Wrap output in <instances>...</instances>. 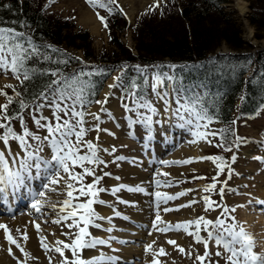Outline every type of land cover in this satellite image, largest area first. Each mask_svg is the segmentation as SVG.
<instances>
[{
    "label": "snow or ice",
    "instance_id": "obj_1",
    "mask_svg": "<svg viewBox=\"0 0 264 264\" xmlns=\"http://www.w3.org/2000/svg\"><path fill=\"white\" fill-rule=\"evenodd\" d=\"M92 7L107 9L113 13L110 5L115 4L116 0H106L97 4V0H87ZM158 7V4L156 5ZM7 8L9 5H4ZM119 8V5H117ZM122 11V9H121ZM99 16V13H97ZM104 26L107 23L104 17H99ZM12 23H15L13 21ZM41 47L50 48L51 46H41L36 44L32 37L26 36L25 33L17 31L15 28L7 27L0 24V73L8 74L20 81L23 85L26 81L41 79L44 81L41 90L33 97L30 103L20 98L22 93L12 87L14 96H9L7 92L0 90V95H4L6 103L0 105V198H7L9 189L18 191L27 186V191L31 194V208L35 213H42V208L47 200L48 193H57L63 195V200H57L52 204V208L57 211V219L52 223L63 225L69 229L68 232H61L69 238L68 242L57 239L55 246H49L43 243L45 237H41V246L45 252L54 251L61 257L59 264H117L120 259L116 256H110L100 252L89 258L83 257L85 249H97V246L109 245V240L104 238L93 237L88 231L89 227L101 228L102 225L97 223L98 220H109L111 217H105L98 214L93 205H107L106 201L99 199L102 192H111L115 194L122 189L129 192L144 193L146 189L141 185L129 187L121 184L114 186L110 190L101 185L105 177L112 174L103 172L97 174L100 165H106V161L101 159L102 152H108L109 149L102 148L93 140L85 139L90 131H107L101 129V113L109 117L112 113L104 107L108 101V94L104 100H95L96 85L94 77L104 75L105 69L93 68L87 70L88 66L73 70L71 73L64 72L59 65H67V60H54L53 56L42 52ZM53 53L58 49L52 48ZM63 55V54H62ZM79 59V58H76ZM42 63L57 65L56 67H40ZM127 66H125L126 68ZM135 76L128 77L126 72L114 78L113 84L109 88L120 87L123 95L121 96V106L127 114L125 119L131 129L134 125H143L145 130L150 131L154 123V117L161 115L157 103L163 102V111L175 120L176 126L186 130L193 137L191 143H197L207 140L209 136L215 137L220 135L223 138L224 130H212L210 125L214 122L212 114L207 106L206 95L198 91L197 86L186 84L182 75L175 72V65L168 66L169 71H163L162 66H154V70H149L146 66H133ZM125 77L127 82H125ZM26 91V90H25ZM124 101H128L125 103ZM16 104V108L10 107ZM95 103L100 105L99 112H91L89 108ZM50 110V116L45 115V110ZM90 116L95 124L86 120ZM27 117V119H26ZM28 119H31L34 129L28 126ZM13 122H18L20 131H16ZM234 123V122H233ZM87 125V126H86ZM45 134H41V133ZM130 134H132L130 132ZM238 140L241 138L237 137ZM99 140V136L96 137ZM12 142H15L18 150H14ZM211 143V141H208ZM224 147L223 144L217 145ZM238 147V145H236ZM232 149L225 148V151ZM112 152L115 151L113 147ZM125 157L118 156L116 160L122 161ZM200 159L212 160L213 162L221 161L217 165L219 172L224 173L228 168V179H231L232 169L225 163L221 156L201 157ZM257 159H262L258 157ZM235 162V154L231 157ZM191 160L181 161L179 163H190ZM168 164L169 162H163ZM176 163V162H173ZM79 168L81 171H76ZM167 176L168 173L156 172L155 176ZM86 177H91L90 183H85ZM204 179L205 177H195ZM119 180L120 177H115ZM41 180L40 190L31 187V182ZM213 182L204 187L203 191L209 193L217 189V184L223 186L219 188L218 195L223 200L227 180L219 181L217 177L212 178ZM157 189L162 184L171 186V181L154 178ZM62 186V187H61ZM189 191L186 190L170 195L161 191L149 193L154 195L156 207L160 204H167L169 201L185 196ZM81 197L87 199L81 201ZM205 205V211H215L217 208L222 209L215 220L208 219L204 215L183 223L168 224L164 228L157 229V223H164L160 213L156 212L155 220L152 224L154 229L161 232L169 230L180 231L181 229L187 235L193 236L197 244L204 246V253L201 255L195 249H189L188 258H191L195 252L194 264H219V259L224 260V264H264V253L255 252V239L248 233L244 227L239 226L234 221V217L228 215L229 208L212 200L209 195L201 198ZM199 201L193 199L188 204L180 207H192ZM264 204V201H259ZM173 210L165 207L164 212ZM235 212V208L231 209ZM117 216L120 213H115ZM223 217V218H221ZM71 223H68V221ZM82 225V226H81ZM37 231H41L40 224L35 225ZM6 234V239L16 244V247L28 257L29 254L21 247L20 243L10 234V230L4 224H0ZM75 229V231H72ZM16 231H20L17 229ZM111 232L112 228L106 229ZM206 233V237L201 232ZM23 239H28L26 230L23 233ZM214 241L216 246L215 257L212 260L213 253L209 249V243ZM123 243V241H121ZM169 244L175 245L176 241L168 240ZM178 247L181 254L185 253L183 247ZM151 245L146 250H150ZM223 249V251H221ZM70 251L71 259L65 256V251ZM160 255H167L165 249H159ZM49 264H52L51 257ZM152 264H160L157 259H153Z\"/></svg>",
    "mask_w": 264,
    "mask_h": 264
},
{
    "label": "rangeland",
    "instance_id": "obj_2",
    "mask_svg": "<svg viewBox=\"0 0 264 264\" xmlns=\"http://www.w3.org/2000/svg\"><path fill=\"white\" fill-rule=\"evenodd\" d=\"M100 2H106V1L97 0V4H99ZM166 2L168 3L169 0H116V3L114 5L115 6L119 5L118 9L120 10L124 18L126 19V23L124 24L123 28L122 29L118 28L117 32L120 38L122 39L123 43L128 48L132 49L133 44H134L130 25L134 21L135 17L141 14H150L152 12L158 13L162 10V6L166 4ZM157 4H158V7L156 6ZM222 5L224 6L225 9L231 10L233 17L235 18L236 22L239 25L240 34H241L242 39H244L245 41H248L254 47L264 45V35L261 38H255L253 36V32H254L253 26L248 23L247 15H248L249 8H248L247 0H241V2H239L238 4L236 0H225L224 2H222ZM241 5L244 6V9L240 12L239 8ZM41 6L44 12L56 13L57 15H60V16L69 17L74 22L75 26H78L81 29H85L87 33L89 34L90 47L93 49L95 56H98L104 49L109 50L112 48L108 42L107 31L103 27L102 22L100 21V18H99V16L107 15L109 13V11L106 8L101 9L99 7H92L87 2V0H41ZM87 10L91 12V14L94 16V18L96 19L98 23V28L96 32L91 31L89 28V25L81 21L82 12L87 11ZM97 13H99V16L97 15ZM67 49L69 53L73 54L74 56L80 59V65L82 67L88 66L87 70H92L93 68H97V65L101 63V61H97L93 58H89V59L82 58L81 48H75L73 46H68ZM228 50L230 49L227 47V45L224 43H221L216 48L215 51L223 52V51H228ZM161 63H165L167 66H171L174 64V62L172 61H157L151 64H148V63L139 64L136 62H131L129 64L132 66V70H134L133 66L139 65V66H146L151 71V70H154V66H156L155 64H161ZM107 65L112 66V72L105 79V81L110 76H112V78L113 77L115 78L121 75L122 70L124 68V64H122L121 61L107 62ZM169 70L170 69L168 67L165 71H169ZM0 81H1L0 90H3L4 92L7 91L8 93L12 94L13 88L12 87L6 88L5 86L6 85L13 86V84L17 83V79H15L11 73H8L6 75L3 73H0ZM105 81H104V84H105ZM104 84L102 88L100 89L96 100L101 99L100 93L104 87ZM120 91H121L120 87H116L114 89V94L115 96L118 97L119 100H118V103L116 100L117 111H113V113L118 115V117H121L120 128H115L117 133L116 134L113 133V130L111 128L112 123L109 122V120L107 119V115H104L103 113H101L102 117H101V121L99 122L100 128L106 129L107 131H100V132L90 131L85 137V139L93 140L99 145L104 144L106 145L104 149H109L108 152H102L100 154L101 159L106 161V165H100L97 169L98 175H101L103 172H109L112 174L109 177H105L101 181V185L109 190L114 186H117V185L119 186V183H116L119 180L115 179V177L118 176L120 177V179H123V176H124L123 173H125V172H122L121 170V168L124 167V160L122 161L116 160V157L118 156L127 157V155L123 154L125 152L129 153L128 155L134 154L133 149H130L128 145L137 146L136 148H139V152H141L140 153L141 156L143 155L141 150H145L146 148L143 143L141 135L145 134L147 130H145L143 125H134L130 129L127 120L123 118V114H127V113L125 112L124 108L121 106L120 100H121V96L123 95V93L119 95ZM5 100H6L5 96L0 95V105H3L6 102ZM124 102L127 103L128 101H124ZM110 103H111V98H108L107 103L104 105L105 108L108 109V106L110 105ZM156 106L159 109L163 110L162 101H161V106H159V103H157ZM237 108L238 107H235L233 111L234 113L237 111ZM44 114L50 116V110L46 109L44 111ZM235 116H236V113L234 115L232 124H233L234 139L236 141L232 148L229 145V147L232 149L231 151H225V148L227 147V145L224 144V142L222 141L219 135L215 137L209 136L207 140H202L197 143H191L190 141L193 140V137L190 135V133L176 126V129L173 130L174 139H172L169 142L168 148L163 149L164 147L162 146L158 151H155L153 153L154 159L153 157H150V159H153V161H152V171L151 173H149V178H151L152 180H154L155 178V179H160L162 181H165V180L171 181V186H164L162 184V186L159 189H157L155 184L151 185L149 189L150 192H148L147 198L148 199L152 198L153 195L149 194L151 193V191L152 193H154L155 191H161L163 193L175 195L176 193H179L181 191H186L190 189L194 190V191H189L188 194L185 196L179 197L178 199H175L173 201H169L167 204L161 203L158 210L157 209L155 210L156 212H159L160 215L162 213L166 214V216L165 215L163 216L166 217L167 219H174L176 223L177 221L183 223L185 221L191 220L190 217L188 216L190 213V209L189 207H180V206L188 204L193 199L199 201V203H195L192 205V208H195V211L198 212L197 214L200 213L199 214L200 216L204 215L208 219H212V220L216 219V217L220 214L222 209L217 208L215 211L209 210L206 212L204 202L201 199L203 196L209 195L212 200L216 201L217 203L221 205H225L229 208L228 215L235 218L234 221H230V222L237 223L239 226L244 227L245 230L254 237L255 242H256L254 250L256 253L259 254V253H264V224L259 222L257 218L255 217V215L262 214L264 216V210H262L263 204L259 203V201H264V195H263L264 192L260 194V190H259L260 188L259 187L256 188L258 183H260L259 179L264 177V160L257 159L258 157L264 158L263 156L264 154V104L258 109L257 113L253 117H235ZM118 117L115 119L117 120ZM162 118L166 120L167 123L169 121L171 122V120H172V123H176L175 120L169 117V115L167 114H165V116L159 115L158 117L153 118L154 121L156 120L159 121L158 123H154V124H157L158 128H160L161 126ZM86 120L90 121L91 124L96 123L92 120L90 116H87ZM13 123L16 127V131L19 132L20 128H19L18 122H13ZM118 125H119V122H118ZM28 126L30 129L35 130L31 119H28ZM140 129H142V133H140ZM210 129L218 130L217 124L213 122V124L210 125ZM130 132L132 134H130ZM41 134L43 135L45 133L42 132ZM138 134L140 136V139L137 140L136 136ZM97 136H99L98 141L96 140ZM237 137L241 139L238 140ZM133 138L136 140H132ZM132 141L134 142L138 141L139 143L132 144ZM208 141H211V143H209ZM219 144H223L224 147H218L217 145ZM12 145H13L14 150H18L15 142H12ZM236 145H238V147ZM113 147L115 148L114 152L111 151ZM149 150H151V148L146 149V152ZM179 150L187 151V156L183 158L181 157L183 160L182 159L178 160ZM146 152L144 151V154H146ZM234 154L236 156V160L235 162H232L231 157ZM145 156L146 155H143L144 158H146ZM216 156H221V157L224 156L223 163L227 164L232 169L231 179H228V168L225 169L224 173L219 172L217 165L221 163V161L213 162L212 160L200 159L201 157H216ZM127 158H129L128 160H130V157H127ZM186 160H191L192 162L179 163L181 161H186ZM165 161L169 163L168 164L163 163ZM173 162H176V163H173ZM131 168H136V166L132 165ZM246 168H250V169H246ZM76 171H81V169L77 168ZM156 172L168 173L169 175L167 176L162 175V176L156 177L155 176ZM126 177H129V176L127 175ZM195 177H205V178L198 179ZM213 177H217V179L221 182L227 180V187L225 188V196L223 200H221L220 196L218 195L219 188L223 186L221 183L217 184V189L214 191H211L209 193H205L203 191L205 186L213 182L212 180ZM133 178L137 179V177H133ZM110 179L115 180V183L109 182ZM91 181H92L91 177H86L85 183H90ZM33 182L35 183L36 181H33ZM41 183H43V181ZM124 183H125L124 185H127V186L130 185L129 187H132L136 185V180H131L130 182L124 181ZM261 185H264V183H262ZM245 189H250V191H247ZM262 189H264V187ZM38 190H40V187L38 188ZM9 192L13 193L12 191H9ZM130 193L131 192L127 191L126 189H122L120 192H117L114 195L111 194L110 191L102 192L99 194V199L106 201L107 205H110L111 207L105 206V205H99V204H95L93 205V207L98 214L101 211L99 207H105L108 210L111 209V211L114 213L118 212L120 213V215H126V210H129V209L133 210V208L135 207L133 206L135 204L134 203L135 198L133 197V199H131V196L129 195ZM11 195H12L11 196L12 198L7 197L6 199H4L6 203L5 208H4L5 210L9 208V205H10L9 201L12 200L13 202H15L17 197H22V196H19L18 191H15V194H11ZM64 198L65 197L63 195H59L57 200L58 199L63 200ZM154 198H152L153 201L155 200ZM80 199L81 201H84L87 198L81 197ZM57 200L55 198L54 200H49L47 197V200L45 201V204L42 208V212L45 211L46 213L42 215L41 218L47 219L45 220L46 225L47 224L49 225L51 223V221L49 220L50 218H57V211L54 210L53 208L51 209L48 205V204L55 203V201ZM18 202L20 201L18 200L17 203ZM31 202H32V198H31ZM30 204H28L27 207H29ZM148 205L152 206L150 201ZM155 206H156V200H155ZM164 206L168 208H172V209H179V210L162 212L161 209ZM15 207L18 208V205L14 207H10V208L11 210H16ZM232 208H235V212L231 211ZM1 210L3 209L0 207V211ZM11 210H9L8 212H10ZM152 211L150 213L156 214L154 209H152ZM24 212L25 210H23V213ZM23 213L22 211L18 213H13V214L12 213H9V214L0 213V218L5 216V217L12 219V218L21 216ZM248 213H250L249 215L250 217L247 215ZM244 214H246L247 216ZM120 215L119 216L117 215L107 216V217H111V222H108L109 220L96 221L99 224L102 223L101 225L106 226L107 228L101 227L97 229L94 227H89L88 231L91 232L93 237L104 238V239L109 240V245L97 246L98 250L105 252V250L106 251L113 250V247L120 245L121 241H117L115 238H113L110 235L111 233H116L117 231H124L126 233H129V230H125V229L122 230V228H120V230H114L112 228V232L106 231V229L111 228V226L114 225V222L112 220L113 218H114V221L117 220L115 223L122 221L119 223L123 225L124 223L131 224L134 227L135 226L138 227L136 224L131 222L127 216H126L127 219H124V221L121 220ZM153 217H154V214L151 217V219L148 220L147 225H145V228L142 229L143 235L141 238H132V242L128 240H122L123 243H121V245H125L126 243L135 245L137 243L133 241L138 240L139 241L138 246L139 248L141 247L140 249L142 251V254H140L141 257L136 256L134 260H132L131 258L129 259V261L122 263V264H134L135 262L140 263V264H152V261L154 258L157 259L160 262V264H194L195 252L193 253L191 258H188L187 256L188 250L191 248V249H195L196 251H198L199 254L201 255L204 253V246L202 244L195 243L194 237L187 235L183 229H181L179 232L175 230L161 232L157 230L158 228L154 229L152 227ZM68 222L71 223L70 220ZM166 225H164L163 228ZM6 226L8 227L9 230L10 228H12L9 225H6ZM31 226L32 225L30 224V227ZM11 230H10V234L14 238L17 237V235L21 236V231H16L17 229H13V231L15 232L14 234V232ZM31 230H33V232H36L35 230L37 229H35L32 226ZM59 230L62 232L69 231V229L67 227H64L63 225L60 226ZM72 231H75V229H73ZM201 235L206 237V233L203 231L201 232ZM27 236H28L27 246L31 248L30 251H28L25 248L26 246L22 245L20 241L18 242L17 240L18 238H15L17 242L20 243L21 247H23L25 251L29 254L28 257H25L24 254L19 250V248L16 247V244H12L10 242L8 243L5 232H2L0 241L1 242L4 241L5 245L3 249L0 248L1 250L0 251V264H8V263L9 264H49L50 257H51L52 264H59L61 260V257L59 256V254L55 253L54 251H50L46 253L45 249L41 246L40 237L38 236L37 233H34V235L28 234ZM57 239L65 240V242H68L69 240L68 237L61 235L60 233V235H56L55 237H52L49 239V242L51 241L50 243L53 244L52 245L53 247L55 246V241ZM168 240H174L176 241V244L175 245L169 244ZM149 245H151V249L146 250L147 246ZM177 246L183 247L185 249V253L181 254ZM161 247L165 249L167 255L159 254V249ZM209 249L213 253L212 260L215 261L219 259L215 257L214 255V253L217 250L214 241L209 243ZM85 251H87V249L83 251L84 258H88V257H91V255H94V254H89L86 256ZM221 251H223V249H221ZM2 254L4 255V257ZM65 256L71 259L70 251L66 250ZM219 264H224V260L219 259Z\"/></svg>",
    "mask_w": 264,
    "mask_h": 264
},
{
    "label": "trees",
    "instance_id": "obj_3",
    "mask_svg": "<svg viewBox=\"0 0 264 264\" xmlns=\"http://www.w3.org/2000/svg\"><path fill=\"white\" fill-rule=\"evenodd\" d=\"M224 1L169 0L160 12L135 17L130 25L134 41L132 49L123 43L117 32L118 28H123L126 19L112 4L113 13L99 16L105 18L107 27L100 21L112 48L102 50L98 56L90 47L89 34L85 29L75 26L69 17L44 12L41 0H0V24L25 33L38 45L51 46L41 47V51L53 56L54 60H67L66 66L59 65L66 73L83 68L80 59L69 53L68 46L81 48L84 59L101 61L97 68L105 69V74L93 78L96 85L93 99L97 98L104 80L112 71L107 62L121 61L127 66L122 73L126 72L128 77L136 75L128 65L131 62H174L175 72L183 76L185 83L197 86L198 91L206 95L214 123L218 130H224L221 139L226 148L229 145L232 148L235 107H238L235 117H253L264 104V45L254 47L241 38L231 10L221 4ZM247 1L248 23L253 26V36L261 38L264 35V0ZM221 43L230 50L215 51ZM52 48L59 51L53 53ZM155 65L162 66L163 71L168 68L165 63ZM56 66L49 63L40 65ZM43 83V80L35 79L21 85L17 80L13 87L22 96L15 99L32 101ZM7 94L14 96V92ZM12 108H16L15 103L11 105L10 112Z\"/></svg>",
    "mask_w": 264,
    "mask_h": 264
},
{
    "label": "bare ground",
    "instance_id": "obj_4",
    "mask_svg": "<svg viewBox=\"0 0 264 264\" xmlns=\"http://www.w3.org/2000/svg\"><path fill=\"white\" fill-rule=\"evenodd\" d=\"M236 1H237V4L239 2H241V0H236ZM243 9H244V6L241 5L240 8H239L240 12ZM81 21L87 23L89 25V28H90L91 31H93V32L97 31L98 23H97L96 19L94 18V16L91 14L90 11L87 10V11L82 12ZM113 82H114V77L112 78V76H110L105 81L104 87H103V89H102V91L100 93V96H101L100 100H104L106 94H108V98H111V103L108 106V110L112 113V116L111 117L107 116V119L109 120V122L112 123V125L115 126L114 127V126L111 125V128L113 130V133L116 134L117 132H116L115 128H120V126H121V117H118V115L113 113V111H117V106H116L117 96H115V94H114V89L115 88H112V89L109 88V85L113 84ZM159 106H161V102H159ZM99 107H100V105H97V104L93 103L89 109H90L91 112H99V110H100ZM160 111H161V116H165V113L163 112V110L160 109ZM101 117H102V114H101ZM117 117H118V119L116 120L115 118H117ZM94 122H96V121H94ZM118 122H119V125H118ZM165 122H166V120H164L162 118V123H161L160 128H158L157 124H153L154 126L152 125V128H151L150 131L147 130L145 134L141 135L143 143H144V145L146 147L145 150H141V151H142L143 155H146L145 156L146 158H144L143 155L141 156V154H140L141 152H139V148H136L137 146L128 145V147L130 149H133V151H134L133 153L134 154L128 155L129 153H126V152L123 153V154L127 155V157H130V160L124 161V167L121 168L122 172H125V173H123L124 176L122 175L123 179H119V181H117L116 183H119V185H121V184H125L124 181L130 182L131 180H136V185L143 186L146 189V192H144V193L131 192L129 195L131 196V199H133V197L135 198V200H134L135 202L133 201L135 203L133 206H135V207L133 208V210H130V209L126 210V215H122L123 217L127 216L128 219L131 222L135 223L139 227V229H138V227H136V226L134 227L131 224L124 223V225H123V224L119 223V222H122V221H119L118 223H115L117 220L114 221V218H113L114 225H112L111 228H113L114 230H120V228H122V230L123 229L129 230V233H126L124 231H117L119 233H117V232L116 233H111L110 235L113 238H116L117 241L128 240V241L132 242V238H141L142 235H143L142 229L145 228V225H147L148 220L151 219L153 214H154V217H153L152 221L154 222L155 213H150V212L152 211V209H154V211H155L156 209L158 210V208L155 206V200L154 201L152 200V198H154V195L152 196L151 199L147 198L148 192H150L149 189H150L151 185L155 184L154 180L149 178V173H151V171H152V161L154 159V154L153 153L155 151H158L162 146L164 147L163 149L168 148L169 142L172 139H174L173 138L174 137L173 130L176 129V123H172V120H171V122L169 121L168 123L167 122L165 123ZM140 133H142V129H140ZM136 139L137 140L140 139L139 134L136 136ZM136 139L133 138L132 140H136ZM157 141H159V142H157ZM130 143H131V141H130ZM135 143H139V142L138 141H135V142L132 141V144H135ZM150 148H151V150L146 152V149H150ZM140 149H141V147H140ZM195 150H197V149H195ZM144 151L146 152V154H144ZM161 151H163V150H161ZM185 156H187V151L186 150L185 151L179 150L178 160L182 159ZM263 156H264V154H263ZM150 157H153V159H150ZM150 161H151V163H150ZM132 165H135L136 168H131ZM246 169H250V168H246ZM130 174H131V176H130ZM127 175L129 177H126ZM151 176H153V175H151ZM133 177H137V179H135ZM257 177H259V176H257ZM259 180H260V183H258V185L256 184L257 185L256 188H258V187L260 188L259 190H260V194H261V193L264 192V189H262L264 187V185H261L262 183H264V177H262ZM109 182L115 183V180H111L110 179ZM35 183L34 184L37 185L38 184V180H36ZM32 184H33V181L31 182V185ZM132 185H134V184H132ZM26 190H27V187H26ZM245 190L250 191V189H245ZM10 191H12L13 193L9 192L8 195L15 194V191H13L12 189ZM18 193H19V196L25 197L24 188H21L20 190H18ZM151 193H152V191H151ZM263 195H264V193H263ZM58 197H59V195L57 193H48V199L49 200H54V198L57 200ZM149 201L151 202L152 206L148 205ZM9 203H10L9 208L6 209V211L11 210L10 207L17 206V204L19 202L17 203V201L13 202L11 200V201H9ZM52 204H54V203H52ZM52 204H48L51 209H52ZM46 207H48V206H46ZM99 208L101 209V211L99 212L100 215H103L105 217H107L109 215L110 216L116 215L114 212L111 211V209L108 210L105 207H99ZM163 208H165V206ZM16 209H18V208H16ZM162 209H161V211H162ZM189 209H190V213H189L188 216L190 217L191 220H193V219L197 218L198 216H200L199 215L200 213L197 214L198 212L195 211V208L189 207ZM24 210H25V212L21 216H18V217L12 218V219H10L8 217H5V216L0 218V224L11 226L12 227V228H10V230L12 229L11 231H13V229H19L21 231V236H18L16 234L17 237H15V238H18L17 239L18 242L20 241L22 243V245L26 246L25 248L28 251H30L31 248L29 246H27L28 241L27 240L25 241L23 239V233L25 232V230H26L27 235L28 234L29 235H31V234L34 235V233H37L38 236L40 237V241H41V237L42 236L45 237L46 239H44L43 243L47 244L49 246V248H52L53 244L50 243L51 241L49 242V239L52 238V237H55L56 235H60V233L62 231H60L59 228H60V226L62 224L61 225L54 224V223H52V221L54 219H57V218H50L49 219L51 221L50 224H52V225H50V224L46 225L45 224V220H47V219L41 218V216L44 215L46 212L43 211L42 212L43 214L35 213L34 210L31 208V204L29 205V207H27ZM251 210H253V209H251ZM257 210H259V209H257ZM262 210H264V204H263ZM149 213L152 214V215H150ZM163 215L166 216V214L162 213L160 215L162 221H165V222L164 223H157V225H158L157 228H163V226L166 225V224L167 225L168 224H172V225L176 224L174 219H167ZM244 215H246V214H244ZM247 215L249 216L250 213H248ZM255 217L257 218V220L259 222L264 224V216L262 214H256ZM30 222L32 223V225L34 226L35 229H36L35 225L37 223L40 224L41 231L38 232L37 230H35L36 232H33V230H31L32 226L30 227ZM153 222H152V224H153ZM102 227H103V225H102ZM1 231L5 232L3 229L0 230V238L2 236V232ZM14 234H15V232H14ZM133 242H136L137 244L134 245V244H130V243L127 244L126 243L125 245H121V243H120L119 246L113 247V250H109V251L105 250V252L104 251H100L98 249H92V250L87 249V251H85L86 252L85 254H86V256L89 255V254L98 255L100 252H103V253H106L107 255H110V256L119 257L120 259L117 261V263L122 264V263H125V262L129 261V259H131V258H132V260H134L136 256L139 257L140 254H142V251L140 249L141 247L139 248V246H138L139 241L138 240L137 241L134 240ZM8 243H9V241H8ZM4 245H5L4 241L3 242L0 241V248L3 249ZM30 254H32V253H30ZM91 256H93V255H91ZM3 257H4V255H3ZM134 264H140V263L135 262Z\"/></svg>",
    "mask_w": 264,
    "mask_h": 264
}]
</instances>
